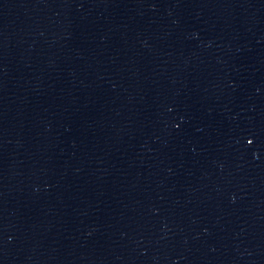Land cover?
<instances>
[{
	"label": "water",
	"instance_id": "95a60500",
	"mask_svg": "<svg viewBox=\"0 0 264 264\" xmlns=\"http://www.w3.org/2000/svg\"><path fill=\"white\" fill-rule=\"evenodd\" d=\"M0 264H46L22 169L0 28Z\"/></svg>",
	"mask_w": 264,
	"mask_h": 264
}]
</instances>
